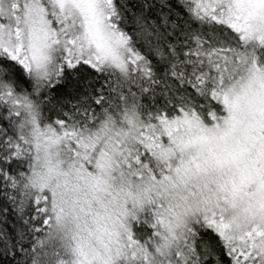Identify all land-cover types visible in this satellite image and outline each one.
<instances>
[{
	"label": "snow or ice",
	"instance_id": "1",
	"mask_svg": "<svg viewBox=\"0 0 264 264\" xmlns=\"http://www.w3.org/2000/svg\"><path fill=\"white\" fill-rule=\"evenodd\" d=\"M0 264H264V0H0Z\"/></svg>",
	"mask_w": 264,
	"mask_h": 264
}]
</instances>
